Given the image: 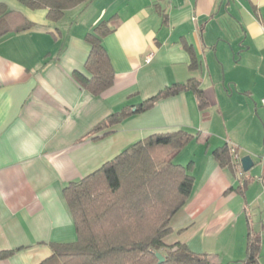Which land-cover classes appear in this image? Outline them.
I'll return each mask as SVG.
<instances>
[{
	"label": "crops",
	"instance_id": "0c3cea01",
	"mask_svg": "<svg viewBox=\"0 0 264 264\" xmlns=\"http://www.w3.org/2000/svg\"><path fill=\"white\" fill-rule=\"evenodd\" d=\"M0 6L33 24L0 38V252L14 251L0 264H41L49 244L74 242L63 188L132 144L179 130L201 135L172 160L192 163L195 183L164 244L209 254L211 264H241L249 226L264 264V0H93L58 23L17 0ZM101 22L112 31L102 46L115 77L93 96L73 73L90 78L84 37ZM183 44L195 53L194 69ZM190 79L204 92L205 112L186 91L85 138L111 114ZM261 144L248 172L222 168L211 155L228 145L241 158Z\"/></svg>",
	"mask_w": 264,
	"mask_h": 264
},
{
	"label": "trees",
	"instance_id": "16d2710c",
	"mask_svg": "<svg viewBox=\"0 0 264 264\" xmlns=\"http://www.w3.org/2000/svg\"><path fill=\"white\" fill-rule=\"evenodd\" d=\"M31 10H47V19L58 23L67 10L93 0H17ZM33 24L23 16L7 12L0 6V38L9 33L29 30ZM107 22L98 24L84 37L90 54L84 69L90 78L73 73L78 85L93 96H100L114 83V70L102 46L111 34ZM190 55V68L198 65L192 48L183 44ZM191 91L200 112L209 103L194 79L172 84L134 109L124 107L89 131L85 138L109 130L125 119L151 110L155 104L179 93ZM103 134L93 140L109 135ZM200 134L179 130L153 134L138 141L100 169L78 182L66 185L62 194L72 215L76 240L72 243L49 244L51 256L41 264H157L155 256L164 257L162 264H211L209 254H194L184 244L165 245L170 221L190 199L194 188L193 164L186 167L172 160ZM236 154L238 150L235 149ZM222 168L234 166L230 147L224 145L211 153ZM260 237L248 226L246 255L241 264H259ZM14 251L0 252V260Z\"/></svg>",
	"mask_w": 264,
	"mask_h": 264
},
{
	"label": "water",
	"instance_id": "95a60500",
	"mask_svg": "<svg viewBox=\"0 0 264 264\" xmlns=\"http://www.w3.org/2000/svg\"><path fill=\"white\" fill-rule=\"evenodd\" d=\"M240 165L243 172H248L253 166L254 162L249 155L240 158ZM158 262L157 264H162L164 262V257L160 253L155 254Z\"/></svg>",
	"mask_w": 264,
	"mask_h": 264
},
{
	"label": "built area",
	"instance_id": "2783aa9c",
	"mask_svg": "<svg viewBox=\"0 0 264 264\" xmlns=\"http://www.w3.org/2000/svg\"><path fill=\"white\" fill-rule=\"evenodd\" d=\"M261 106L264 109V98L261 100ZM230 152L232 154V163H233L234 167H238L239 169H241L240 158H239L238 154H236L235 148L230 147ZM263 158H264V156H263Z\"/></svg>",
	"mask_w": 264,
	"mask_h": 264
},
{
	"label": "rangeland",
	"instance_id": "374dc122",
	"mask_svg": "<svg viewBox=\"0 0 264 264\" xmlns=\"http://www.w3.org/2000/svg\"><path fill=\"white\" fill-rule=\"evenodd\" d=\"M262 154H263V149H262V144H261V149H260V151H259L258 153H251V154H249V156L252 158V160H253L254 162H256V163L259 164L260 159H261V157H262Z\"/></svg>",
	"mask_w": 264,
	"mask_h": 264
}]
</instances>
